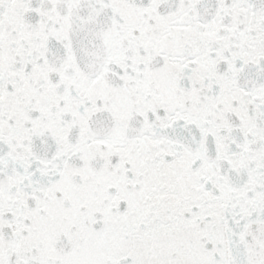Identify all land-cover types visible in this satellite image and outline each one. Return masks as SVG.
Returning <instances> with one entry per match:
<instances>
[{"label": "snow or ice", "instance_id": "6c2138e0", "mask_svg": "<svg viewBox=\"0 0 264 264\" xmlns=\"http://www.w3.org/2000/svg\"><path fill=\"white\" fill-rule=\"evenodd\" d=\"M0 264H264V0H0Z\"/></svg>", "mask_w": 264, "mask_h": 264}]
</instances>
